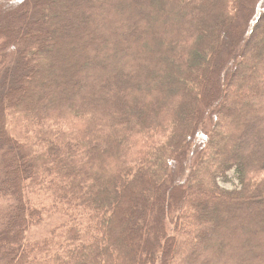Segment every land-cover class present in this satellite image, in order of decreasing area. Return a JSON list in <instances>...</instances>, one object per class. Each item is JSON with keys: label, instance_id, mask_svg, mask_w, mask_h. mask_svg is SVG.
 Returning <instances> with one entry per match:
<instances>
[{"label": "trees", "instance_id": "obj_1", "mask_svg": "<svg viewBox=\"0 0 264 264\" xmlns=\"http://www.w3.org/2000/svg\"><path fill=\"white\" fill-rule=\"evenodd\" d=\"M0 19V264H264V0Z\"/></svg>", "mask_w": 264, "mask_h": 264}, {"label": "rangeland", "instance_id": "obj_2", "mask_svg": "<svg viewBox=\"0 0 264 264\" xmlns=\"http://www.w3.org/2000/svg\"><path fill=\"white\" fill-rule=\"evenodd\" d=\"M0 20H1V19H0ZM247 44H249V43L247 42ZM225 74H226V73H225ZM233 76H234V75H233ZM230 182H231V181H230ZM232 182H233V181H232ZM234 183H235V182H234ZM224 185H226V186H230V183H224ZM36 233H37V232H36ZM205 258H206V257H204V259H205ZM204 259H203V262L205 261Z\"/></svg>", "mask_w": 264, "mask_h": 264}]
</instances>
